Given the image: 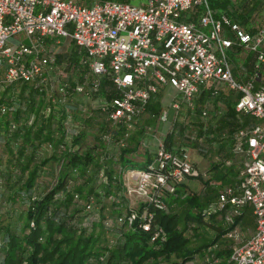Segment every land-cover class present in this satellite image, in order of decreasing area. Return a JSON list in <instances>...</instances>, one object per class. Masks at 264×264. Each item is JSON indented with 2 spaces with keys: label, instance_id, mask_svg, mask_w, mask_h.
Segmentation results:
<instances>
[{
  "label": "built area",
  "instance_id": "1",
  "mask_svg": "<svg viewBox=\"0 0 264 264\" xmlns=\"http://www.w3.org/2000/svg\"><path fill=\"white\" fill-rule=\"evenodd\" d=\"M220 1L0 0V194L23 185L28 160L31 169L62 160L53 174L52 163L39 169L35 191L46 181L49 192L64 160L90 152L99 162L85 172L93 194L117 190L168 212L167 196L200 178L192 150L213 156L215 171L234 174L225 185L209 177L222 188L206 211L219 213L227 228L230 264H264V25L245 29L215 6ZM155 104L164 106L158 119L170 129L150 136L155 153L142 138L146 166L125 168L123 151ZM93 194L84 202L92 223L102 221ZM117 197L111 203L122 204ZM248 209L249 237L242 226ZM142 218L149 231L154 214L147 208ZM135 219L103 223L131 227ZM226 247L211 246L204 264L219 262L215 252Z\"/></svg>",
  "mask_w": 264,
  "mask_h": 264
},
{
  "label": "trees",
  "instance_id": "2",
  "mask_svg": "<svg viewBox=\"0 0 264 264\" xmlns=\"http://www.w3.org/2000/svg\"><path fill=\"white\" fill-rule=\"evenodd\" d=\"M245 3L248 5L243 7L244 16L255 13L263 5L260 0H245ZM215 6L225 8L226 2ZM157 107V104L152 106L150 113L157 114ZM230 109L229 114L233 115L232 104ZM145 128L135 133L130 141V148L123 151L121 158L123 167L131 168L132 164L139 163L143 167L147 165V162H139L135 156L139 154ZM61 161L45 160L31 169L33 161L28 160L25 162L24 171L29 170V174L27 177L24 176L23 185L21 187L9 185L6 188L7 194L2 203L8 208L9 217L3 224L0 221V237L3 240V244L0 242V264H190L204 260L209 248L219 242L222 247H226L222 237L227 228L224 230L221 226H218L220 233L212 240H204L199 247H194L193 238L188 236L189 231H197L198 228L193 227L195 224L199 227L210 224L217 228L213 222L220 218V214L206 213L208 202L217 194V190L210 185L211 180H207L205 184L208 188L200 195L191 194L189 189L181 188L176 194L168 195L165 199L169 207L168 212L155 211L148 204L130 208L126 200H123L122 204H100L98 214L102 221L89 224V216L82 214L79 205L87 201L93 193V190L86 188L92 181V178L85 175L87 167L99 166V162L93 160L90 152L85 156L76 155L64 160L57 177V185L49 192L43 194L42 191H35L39 169L42 170L52 163L48 171L53 174L52 168L58 167ZM74 168L80 169L79 176H73L71 173V169ZM217 169L218 166H211L212 171ZM231 175H234L231 170L225 173L218 172L215 179L221 185H225L232 183L229 178ZM122 179L124 181V176ZM79 180L85 181L84 187L75 189L71 187V190H67L66 187H69L72 181ZM36 193L37 200L30 203ZM75 196L79 197L78 202L75 201ZM17 207L25 208L17 214ZM147 208L154 214V219L149 222L151 225L149 231L142 226L144 223L142 214ZM183 208L186 212L179 211ZM133 214L136 215V219L131 227L126 220L122 226L114 225L111 228L112 234L121 236L120 240L115 238L112 243L109 230L102 229L103 220L106 218L115 220L117 217L124 215L130 217ZM220 220L223 222L221 218ZM245 220L246 217L242 222ZM32 222L35 224L34 228H31ZM159 228L165 232V239L153 241L154 234ZM99 230L101 233H97ZM230 256L228 247L218 250L215 257L219 262L215 264H230Z\"/></svg>",
  "mask_w": 264,
  "mask_h": 264
},
{
  "label": "rangeland",
  "instance_id": "3",
  "mask_svg": "<svg viewBox=\"0 0 264 264\" xmlns=\"http://www.w3.org/2000/svg\"><path fill=\"white\" fill-rule=\"evenodd\" d=\"M118 1H121V0H118ZM262 2H263L262 7L259 8V10L256 11V13H255L256 17L254 19L256 21L253 20V22H252L257 27H259V26L264 24V1H262ZM189 14H192V11H190ZM250 57H252V56H250ZM234 60H235V62H240V60H242V59L240 58V56H238L236 54ZM163 107L160 104H158V107H157L158 113L157 114L150 113V114H147L142 119V121H141L142 128H145V127H149L150 128L149 131H148V129L145 130L146 134L144 133V135H145V136H143L144 138L145 137L147 138L146 135L155 136L157 134L160 137V136H162V133H164V132H166L167 130L170 129L169 126L162 125L159 122V119H158V115L163 110ZM195 117L198 118L197 116H195ZM180 129H181L182 132H184L185 129H186L185 131H191V126L182 125L180 127ZM191 148L196 150V146L195 145H193V146L191 145ZM2 149L3 148H1V150ZM155 151H156V148L154 147L152 149V152L155 153ZM3 152H5V151H3ZM139 152L142 153V152H145V151L143 149H140ZM189 155H190L192 160L194 159L197 163L200 164L199 165L200 178H191L187 182L182 184L179 188H181V189H189L190 190L189 192L191 194L200 195L208 188V187H206L205 183L207 182L209 177L213 176V174L216 175V173H213L212 171H208L209 167L207 166V163L203 160L202 157L198 156L196 152L190 150ZM218 166L220 168V165H218ZM132 168L134 170H141L143 168V166H142L141 163L132 164ZM207 174H209V175L207 176ZM213 181L219 183V181H217L215 178H214ZM217 183L211 184V187L215 188V190H217V194L215 195V197L211 201L208 202L209 206L212 205V204H215L217 202V198H218L219 192L221 191L222 187L220 185H218ZM48 184L49 183H47L46 181L41 183L40 192L41 191L44 192L43 194L47 193L48 189L50 188V186ZM71 184H72V189L73 188L75 189L76 187H84L86 183H84V181H82V182L81 181L80 182L79 181H72ZM126 184L132 186V183L130 181H127V180H126ZM6 194H7L6 191H4V192H2L0 194V196H1V198H0V202H1L0 203V221H1V224L5 223V220L8 219V217H9L8 216V211L9 210H8V208L5 207V204L2 203V202H4L3 200H4ZM109 195H111V197H109ZM116 195L118 196L117 197L118 199L121 198L122 200H126L125 202H127V206H129L130 208H134V207H137L140 204H144L143 201L140 198H138L137 196H135L133 194H127V193L125 195V192H121L120 193V192H118L116 190V192L111 193V194H108L106 192L100 193L99 191H97V193L95 192L93 194V198H94L93 199V206L97 205V204H109V203H111V199L113 197H115ZM37 196H38V194H37ZM84 202L85 201H83V203L82 202L80 203L81 205H79V210L82 211V214L84 216H89V211L88 210L86 211V205H85L86 203H84ZM124 205H126V204L124 203ZM24 208H18L17 209L18 211H16L17 214L21 213ZM185 210L186 209L183 208V209H181L179 211L186 212ZM97 211H99V210H97ZM245 217H246V220L242 223L243 233H244L245 236L249 237L252 234L253 229H254V221H253V218H252V215H251V209L247 210V216H245ZM213 223H215V225L217 226L216 229L213 228L212 226H210V224L203 225L202 227H199L198 224H195L193 227L194 228H198L197 231H194V232L193 231H189L188 236L193 238L192 242L194 244L193 245L194 247H199L204 240H212L215 235H217L218 233L221 232L219 230L218 226L219 227L221 226L222 229H224V230L226 228L225 225H224V222H222L220 220V218H217ZM89 224H92V222H89ZM88 227H90V226H88ZM102 229L103 230H109L108 234H111V238L112 239H110V240H111L112 243H114V241L117 238H119V240H120V238H121L120 234H118V235L117 234H112L113 230H111V228H106V226L103 225ZM97 233H101V231L99 230V231H97ZM0 242L1 243L3 242L1 237H0ZM204 263H205V260L202 259L199 262H196L194 264H204Z\"/></svg>",
  "mask_w": 264,
  "mask_h": 264
},
{
  "label": "crops",
  "instance_id": "4",
  "mask_svg": "<svg viewBox=\"0 0 264 264\" xmlns=\"http://www.w3.org/2000/svg\"><path fill=\"white\" fill-rule=\"evenodd\" d=\"M260 1L262 2L264 0H260ZM223 2H226V7L222 8V9H220L218 7L217 8L219 10L225 12L234 22L239 23L245 29H248V30H251V31L255 30L256 28H258L256 25H254L252 23L253 20H255L254 18L256 17V15H255L256 12L255 13H249L248 15L244 16V12L243 11H245V9H243V7L248 5V4L245 3V0H221L219 3L222 4ZM216 4H218V2ZM262 4H263V2H262ZM263 25H261V26H263ZM261 26H259V27H261ZM145 134H146V132H145ZM143 136H145V135H143ZM143 136H142V138L145 139L146 137L144 138ZM146 136H147L148 144L151 145V150L154 147L156 148V145H157L156 140H154V139L151 140L150 136H148V135H146ZM197 155L202 157L203 160L207 163V166L209 167L208 171H212L211 170V166L212 165L217 166V164L213 160V156H211L209 158H206V157H204L202 155H199V154H197ZM135 156H137L139 162H148V160H150V157H151L146 151L142 152V153L139 152V154H136ZM194 164L199 169V165L200 164L197 163L195 160H194ZM212 172L216 173V175L213 174L216 177L218 172L217 171H212Z\"/></svg>",
  "mask_w": 264,
  "mask_h": 264
}]
</instances>
